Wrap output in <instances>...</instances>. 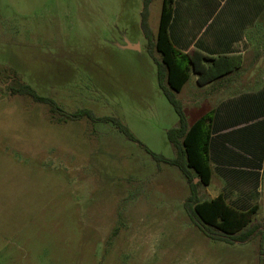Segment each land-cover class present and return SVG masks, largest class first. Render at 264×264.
<instances>
[{"label": "rangeland", "instance_id": "374dc122", "mask_svg": "<svg viewBox=\"0 0 264 264\" xmlns=\"http://www.w3.org/2000/svg\"><path fill=\"white\" fill-rule=\"evenodd\" d=\"M162 1L150 5L155 35ZM143 4L0 0V264H264L261 238L228 244L195 227L184 175L112 122L68 119L11 93L25 83L69 114L117 118L151 151L175 157L167 132L179 119L147 50ZM260 39L228 79L202 88L192 73L177 94L190 124L219 99L264 83ZM128 42L140 50L123 48Z\"/></svg>", "mask_w": 264, "mask_h": 264}, {"label": "crops", "instance_id": "0c3cea01", "mask_svg": "<svg viewBox=\"0 0 264 264\" xmlns=\"http://www.w3.org/2000/svg\"><path fill=\"white\" fill-rule=\"evenodd\" d=\"M169 36L183 53L235 54L245 63L249 53L262 44L264 0H173ZM122 47L140 50L139 44L130 42ZM194 105L204 106V98L195 99ZM213 109L210 162L211 183L216 180V186L207 199L222 195L238 210L261 205L263 212L264 83L219 99Z\"/></svg>", "mask_w": 264, "mask_h": 264}, {"label": "trees", "instance_id": "16d2710c", "mask_svg": "<svg viewBox=\"0 0 264 264\" xmlns=\"http://www.w3.org/2000/svg\"><path fill=\"white\" fill-rule=\"evenodd\" d=\"M154 0H144L141 12V28L147 41V50L157 66L158 85L178 115V124L167 132L168 140L175 150V157L168 158L157 154L142 144L127 126L119 119L96 117L90 110L67 113L57 103L40 96L28 84L12 89V94L26 95L35 102L50 106L53 114H61L68 119L77 120L88 117L95 121H110L125 134L139 143L158 164L176 167L186 178L189 195L184 209L192 224L207 238L228 244H247L257 238L264 241V220H256L261 205H255L247 211L238 210L229 205L222 195L214 199H202L200 190L207 187L212 179L210 162V140L214 120V109L190 125L182 102L178 99L192 73L197 74L199 86L221 82L241 69L244 59L241 55L209 56L201 51L183 53L172 43L169 26L173 17V0H163L158 32L155 35L150 23V5Z\"/></svg>", "mask_w": 264, "mask_h": 264}]
</instances>
